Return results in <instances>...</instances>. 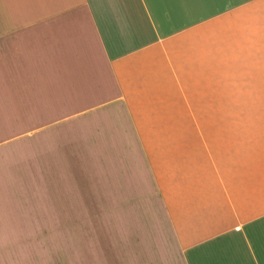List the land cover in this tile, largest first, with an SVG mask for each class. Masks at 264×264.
<instances>
[{
	"label": "crops",
	"instance_id": "obj_1",
	"mask_svg": "<svg viewBox=\"0 0 264 264\" xmlns=\"http://www.w3.org/2000/svg\"><path fill=\"white\" fill-rule=\"evenodd\" d=\"M15 163L11 218L104 212V264H264V0H0Z\"/></svg>",
	"mask_w": 264,
	"mask_h": 264
},
{
	"label": "rangeland",
	"instance_id": "obj_2",
	"mask_svg": "<svg viewBox=\"0 0 264 264\" xmlns=\"http://www.w3.org/2000/svg\"><path fill=\"white\" fill-rule=\"evenodd\" d=\"M16 150L19 155L21 150ZM1 155L3 159H9L12 156L11 149H1ZM18 158L23 160L24 154ZM22 163L1 164L0 176L5 174L4 167L9 166L18 171L20 167H24ZM19 186L26 187L25 181L0 177V200H7L13 194L10 188L19 189ZM39 187L31 190L32 193ZM10 206L0 202V264H104L100 256L103 244L96 238L100 232L95 222L99 224L104 220V212L44 213L48 226L31 228L20 226L21 222L15 219L17 216L12 217V220L11 213L14 215V212ZM6 212L9 213V220L4 218ZM91 219L93 227L90 224Z\"/></svg>",
	"mask_w": 264,
	"mask_h": 264
}]
</instances>
